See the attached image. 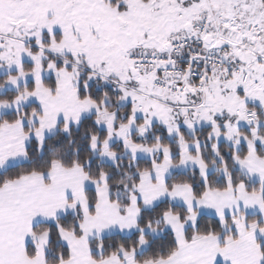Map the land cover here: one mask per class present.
Wrapping results in <instances>:
<instances>
[{"label": "snow or ice", "instance_id": "obj_1", "mask_svg": "<svg viewBox=\"0 0 264 264\" xmlns=\"http://www.w3.org/2000/svg\"><path fill=\"white\" fill-rule=\"evenodd\" d=\"M0 264H264V0H0Z\"/></svg>", "mask_w": 264, "mask_h": 264}]
</instances>
